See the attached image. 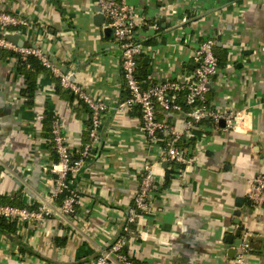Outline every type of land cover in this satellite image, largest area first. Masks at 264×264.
<instances>
[{
	"label": "crops",
	"instance_id": "0c3cea01",
	"mask_svg": "<svg viewBox=\"0 0 264 264\" xmlns=\"http://www.w3.org/2000/svg\"><path fill=\"white\" fill-rule=\"evenodd\" d=\"M158 30L140 28L151 37L144 58L150 82L163 83L191 71L179 49L214 36L226 54L223 69L206 94L215 110H243L237 131L215 128L205 119L202 143L182 138L195 164L176 169L159 159V148L143 136L138 106L121 108L127 91L120 70V49L105 37L95 0H0V11L28 21L19 27L23 45L40 47L52 64L107 108L102 139L94 144L73 179L77 218L70 224L52 216L38 222L17 220L15 231L0 228V264H90L122 233L148 163L155 177L149 209L125 233V252L144 264H264V210L246 196L250 180L264 173V0H126ZM143 58V60H144ZM15 60L0 54V203L18 207L57 203L48 200L53 186L48 143L43 137L47 112L61 120L72 150H80L87 130V110L64 91H55L47 70L36 76L33 102L24 105L25 77L14 75ZM144 63V62H143ZM157 118L181 128L180 114ZM219 127H222L218 124ZM180 140V141H181ZM193 147V149L191 148ZM168 179V180H167ZM247 233L248 250L236 261ZM58 238V241H57Z\"/></svg>",
	"mask_w": 264,
	"mask_h": 264
},
{
	"label": "built area",
	"instance_id": "2783aa9c",
	"mask_svg": "<svg viewBox=\"0 0 264 264\" xmlns=\"http://www.w3.org/2000/svg\"><path fill=\"white\" fill-rule=\"evenodd\" d=\"M102 14L105 26L112 29L114 42L120 49V70L127 97L120 103L121 108L138 106L140 111L139 123L147 144L159 148V159L167 163L181 166L180 170L195 164V155L186 153L179 145L182 138L197 135L198 144L202 143V130L205 119L211 120L213 126L222 132L237 131L243 124L246 112L231 109L215 110L209 106L206 94L211 88L213 78L218 74V61L214 52L216 39L208 36L196 46L186 48L180 43L179 49L190 58L193 69L183 71L163 83L153 84L143 88L136 76L138 58L146 55L149 49L141 37L140 28L158 30L157 23L148 22L141 16L140 23L136 21L140 14L126 0H95ZM28 26V21L7 11H0V48L19 53L20 56L28 54L37 57L42 64L60 78L62 86L69 88L77 97L84 101L90 109L89 142L85 143L78 152L80 157L70 164L72 149L65 141L61 131V120L53 113L50 132L53 136L58 161L51 163L48 170L54 175L53 186L48 200L54 202L58 196L66 192L60 203L53 207L49 203H42L37 209L18 207L0 203V217L38 222L44 217L55 216L66 224L77 218L76 205L78 194L73 187V179L83 165L94 144L102 139V118L107 108L100 99L90 97L79 85L69 79L67 73L62 72L50 62L46 53L37 46H21L13 44L5 37L7 34L18 32L19 27ZM12 59L15 60L14 57ZM148 78L153 79L149 75ZM183 94L185 107L180 103L179 96ZM159 112L165 114H180L183 117L181 128L174 123L157 118ZM223 119L224 125L219 127ZM199 132V133H197ZM193 149V147H191ZM77 151V150H76ZM155 177L148 163L143 165L141 180L133 204L127 210V216L122 233L100 252L90 264H144L132 260L125 252V235L135 218L149 209L153 192L155 190ZM246 196L252 205L264 210V173L257 174L250 182ZM248 250L247 233H243L238 245L236 261L240 263Z\"/></svg>",
	"mask_w": 264,
	"mask_h": 264
},
{
	"label": "trees",
	"instance_id": "16d2710c",
	"mask_svg": "<svg viewBox=\"0 0 264 264\" xmlns=\"http://www.w3.org/2000/svg\"><path fill=\"white\" fill-rule=\"evenodd\" d=\"M147 21L151 22L150 20H147ZM151 41H152L151 37H149L148 39H146L144 41V43L150 44ZM24 46H30V45L26 44ZM217 50L218 49L215 46L214 52H215V55H216L217 61H218V73H219L223 69L222 67H224V64L226 62V54L221 49H219V52H221V53H218ZM0 54H1V58L6 60V61H9L10 58L14 57L15 62L13 65V69L10 72H13L14 75H23L25 77L24 86H22L20 91H19L20 95L23 97V101H24L25 106H29L33 102V99L35 96V91H36V76H37V74L42 70H47V73H49L50 76L53 77L52 80L54 82L55 91L62 90L65 93H68L72 100H73V98L77 99L78 104L80 106H82L84 109L86 108L87 113L90 114V109L87 106V104L84 103L83 100L79 99L77 97V95H75L69 88L62 86V84L60 82V78L58 76H55L53 74V72L50 69L46 68L42 64V62L37 57H35L34 55L28 54L26 56H20L19 53L14 52V51L9 50V49H5V48H0ZM143 58H144V55L140 56L138 58V63H137V67H136L137 68L136 76L140 80L142 87L146 88V87L153 85L154 82L153 81L150 82L148 80V76H149L148 66L143 63ZM182 97H183V94H180L179 101L185 107ZM52 118H53V113L47 112V119H46L45 127H44L42 134L48 143L47 147L50 150L51 163H54V162L58 161V154L55 150L53 136L51 135V132H50V124H51ZM89 126H90V122H89V119H87V130H85V132H84L85 137H84L83 145L85 143L89 142ZM182 143H183L182 140L179 141V145H181ZM79 157H80V153L76 150H72L71 155H70V164L71 165L74 164V162L76 160H78ZM177 168L180 169L181 166H179L177 164H172L171 167L167 168V170H166L167 171V178L169 176L174 175ZM52 177H54L53 174H52ZM65 195H66V192L63 193L61 196H58L55 199V202L60 203L62 198ZM27 208L37 209L38 205L34 204L33 206L27 207ZM46 217H48V216H46ZM15 225H16L15 219L11 220V219H6V218L0 217V228L1 229L7 230L10 232H14L15 231ZM57 241H58V238H57ZM77 264H81V263H77Z\"/></svg>",
	"mask_w": 264,
	"mask_h": 264
},
{
	"label": "water",
	"instance_id": "95a60500",
	"mask_svg": "<svg viewBox=\"0 0 264 264\" xmlns=\"http://www.w3.org/2000/svg\"><path fill=\"white\" fill-rule=\"evenodd\" d=\"M95 11H96L97 18H100V20H102V21H100L98 23V25H100L103 22V16L99 12V7L98 6L95 7ZM103 32H104L106 38H108V39L113 38V32H112V29L110 27L106 26L105 28H103ZM5 38L7 40H9L10 42H12L13 44L17 45L18 47L23 46V41L19 39V36L17 34H7ZM143 62H144V64H147L148 58H144ZM64 73H67V71H64ZM219 125L220 126L224 125V120L223 119H221L219 121ZM166 165H167V162H164L163 166H166Z\"/></svg>",
	"mask_w": 264,
	"mask_h": 264
}]
</instances>
